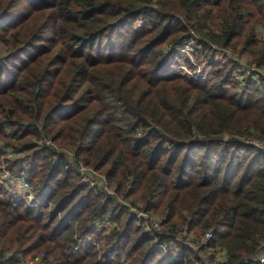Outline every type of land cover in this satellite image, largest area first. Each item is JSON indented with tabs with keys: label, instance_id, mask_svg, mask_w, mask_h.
Here are the masks:
<instances>
[{
	"label": "trees",
	"instance_id": "trees-1",
	"mask_svg": "<svg viewBox=\"0 0 264 264\" xmlns=\"http://www.w3.org/2000/svg\"><path fill=\"white\" fill-rule=\"evenodd\" d=\"M185 40L208 73L175 69L196 65ZM0 43V159L40 201L0 183V264H248L264 241V0H0ZM118 198L165 216L154 235L175 246Z\"/></svg>",
	"mask_w": 264,
	"mask_h": 264
},
{
	"label": "built area",
	"instance_id": "built-area-1",
	"mask_svg": "<svg viewBox=\"0 0 264 264\" xmlns=\"http://www.w3.org/2000/svg\"><path fill=\"white\" fill-rule=\"evenodd\" d=\"M192 45H194V42L192 40H185L184 44H182L181 47L186 48L189 47L191 49ZM228 51V50H226ZM242 70L243 67H241ZM180 69H183L186 72H189L184 66L180 65ZM245 71V70H244ZM237 76V75H236ZM46 143H50L49 140H45ZM51 144V143H50ZM75 166L76 171L79 173L81 180L88 185H98L101 186L104 191H106L109 194H114L113 187L108 183L105 176L103 174L97 173L93 168L85 166L81 162L77 163ZM0 183L5 184L12 195L16 197L17 199H23L25 204L28 207H35L37 206L40 201L36 200L33 195L32 186L30 181L26 179V176L24 174V169H20L15 175H12V172L4 166L3 160H0ZM119 204L129 207L131 209V214L134 216L136 223L143 229L145 232H150L154 235L156 231H159L161 228V222L164 220L165 216H160L151 213L150 211L143 210L137 205H134L131 203V199L128 198V200L123 199H117ZM95 226L97 228L104 227V228H110L112 226L111 221L104 216L101 219H98L95 221ZM186 229V226L184 228V231ZM190 233H187L184 238V242L191 247L192 249L196 250L198 249V245L196 242H194L190 236ZM212 235L211 230H207L204 232V234L201 237V242L205 243ZM79 241L85 242V241H91L89 237L77 238ZM95 242V241H94ZM96 243V242H95ZM153 246H156L157 248L162 249L164 252L169 251V245L175 246V240L170 239L168 243H159L157 241V236L154 235ZM213 254V258L215 260H222L225 257L224 251L220 249H210ZM113 257V258H112ZM110 258L114 260V255H110ZM116 259V258H115ZM100 261H104L105 257L100 256ZM16 264H33V262L29 261L28 259L20 258ZM248 264H264V241L258 250V252L250 258V261Z\"/></svg>",
	"mask_w": 264,
	"mask_h": 264
},
{
	"label": "rangeland",
	"instance_id": "rangeland-1",
	"mask_svg": "<svg viewBox=\"0 0 264 264\" xmlns=\"http://www.w3.org/2000/svg\"><path fill=\"white\" fill-rule=\"evenodd\" d=\"M4 47V45L2 44V43H0V48H3ZM180 51H181V53H183V55L184 56H188V57H191V59H192V61L194 62V63H196V65L194 66V69L193 68H188L187 66H186V64H184L183 63V59L181 58V56L179 57V61H177L176 63H175V65H174V67H175V69H179V67H180V65H182V66H184L187 70H189V73L190 72H192V73H194V72H196V71H200L201 73H208V68H206L205 67V65L204 64H202V59H198V58H196V57H194L193 56V53L191 52V49L189 48V47H186V48H183V47H181V49H180ZM218 56V55H217ZM219 57V56H218ZM245 58H246V56H244L243 57V62H241V67H243V69L247 72V73H249V72H252L255 68L253 67V66H249V65H247L246 63H245ZM8 153H9V155L11 154V153H13V151H8ZM8 156V155H7ZM1 160V159H0ZM119 199V198H118ZM123 200H126V199H123ZM128 200V199H127ZM132 208H134V207H132ZM131 208V209H132ZM131 209H129V211L131 210ZM131 212V211H130ZM113 258V257H112ZM116 257L114 256V259H115ZM123 259V258H122ZM113 260V259H112ZM126 260V259H125ZM30 261V260H29ZM32 262V261H31ZM124 262V261H123Z\"/></svg>",
	"mask_w": 264,
	"mask_h": 264
}]
</instances>
